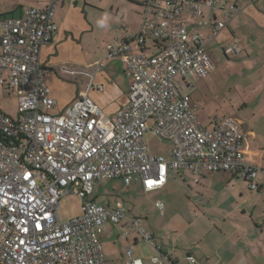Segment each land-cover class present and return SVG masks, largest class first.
Here are the masks:
<instances>
[{
	"label": "built area",
	"instance_id": "2783aa9c",
	"mask_svg": "<svg viewBox=\"0 0 264 264\" xmlns=\"http://www.w3.org/2000/svg\"><path fill=\"white\" fill-rule=\"evenodd\" d=\"M61 2L48 0L44 8L0 20V88L19 96L18 118L0 111V264H106L101 236L109 223L123 221L157 250L153 264H168L142 218L128 219L121 207L108 209L90 196L96 183L117 178L127 186L140 180L147 192L159 190L170 169L238 173L257 189L260 168L246 162L240 122L225 116L214 129L200 127L184 85L190 76L204 79L215 71L206 44L240 9L228 0H142L139 31L107 46L108 58L125 63L130 85L127 104L106 116L88 96L92 76L72 105L52 112L56 102L45 83L41 51L58 30ZM204 9L222 12L206 37L190 33L182 19L185 12L202 16ZM148 42L152 54L144 51ZM240 51L233 37L225 52ZM150 130L171 144L169 158L150 153ZM70 194L80 198L82 215L62 222L59 202ZM158 208L163 211L164 204ZM128 256V264H142L130 248ZM187 262L198 261L188 256Z\"/></svg>",
	"mask_w": 264,
	"mask_h": 264
},
{
	"label": "crops",
	"instance_id": "0c3cea01",
	"mask_svg": "<svg viewBox=\"0 0 264 264\" xmlns=\"http://www.w3.org/2000/svg\"><path fill=\"white\" fill-rule=\"evenodd\" d=\"M47 2L0 0V20L21 17L27 9L44 8ZM141 2L62 0L55 14L58 30L41 51L45 83L56 102L53 113H62L74 100L73 95L67 97L63 92H84L90 76L93 88L88 96L106 116L127 104L130 79L125 63L108 58L107 46L119 36L139 31L144 12ZM228 5L236 6L240 13L206 44L215 71L204 79L190 76L184 85L200 127L214 129L225 116L240 122L243 145L248 151L246 162L260 168L254 180L257 189L252 190L251 183L238 173L170 169L167 183L159 190L147 192L140 180L132 182L144 196L156 198L154 205L141 213L122 205H103L93 193L90 196L108 209L121 207L128 219L142 218L153 243L169 257L168 264H188V256H194L197 264H264V0H228ZM182 19L190 33L206 37L211 26L222 19V12L204 9L203 15L195 18L185 12ZM200 21L203 26L197 24ZM233 37L239 40L241 51L228 55L225 48ZM144 51L154 52L151 42ZM71 71L78 74L72 75ZM73 81L76 88L71 86ZM0 92L11 91L0 88ZM199 92L234 93L226 113L218 116L205 112ZM165 143L166 153H150L169 158L172 147ZM160 203L164 204L163 211L158 208ZM149 216L153 217L151 222ZM142 242L157 255L152 244L131 224L109 223L101 236L106 264L107 258L128 264L129 248L133 259L146 264L142 251L137 250Z\"/></svg>",
	"mask_w": 264,
	"mask_h": 264
},
{
	"label": "rangeland",
	"instance_id": "374dc122",
	"mask_svg": "<svg viewBox=\"0 0 264 264\" xmlns=\"http://www.w3.org/2000/svg\"><path fill=\"white\" fill-rule=\"evenodd\" d=\"M208 51V50H207ZM71 86H75L73 81ZM64 96H74L72 104L77 100V94L79 92H63ZM234 92H202L197 93L199 98L206 106V113H214L218 116H222L229 108L230 97ZM55 100V99H54ZM71 104V105H72ZM19 96L14 92H0V111L5 115L12 118H18L19 112ZM153 122L149 121V128L151 129ZM145 141L148 148L153 154L166 153L168 146L165 142L161 141L155 133L150 130L145 135ZM171 152V151H170ZM93 197L96 201L103 205H122L127 209H133L135 213H141L145 208L152 207L156 200L155 197L144 196L139 190L135 189L134 184L131 186L125 185L123 179L117 178L113 180H104L101 183H97L94 187ZM58 215L62 222H68L73 219L79 218L82 215V202L77 195H66L59 202ZM152 216H149L148 221L151 222ZM141 250L144 256L146 264H152L151 259L155 255L150 246L144 242L141 243L137 250ZM107 264H118L113 260H108ZM119 264H126L124 261Z\"/></svg>",
	"mask_w": 264,
	"mask_h": 264
}]
</instances>
